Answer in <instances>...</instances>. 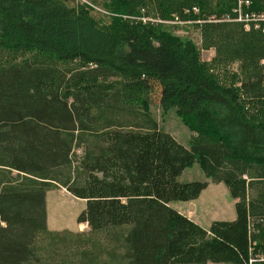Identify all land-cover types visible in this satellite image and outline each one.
<instances>
[{
	"label": "trees",
	"instance_id": "1",
	"mask_svg": "<svg viewBox=\"0 0 264 264\" xmlns=\"http://www.w3.org/2000/svg\"><path fill=\"white\" fill-rule=\"evenodd\" d=\"M88 1L0 0V264H264V35L214 22L235 0ZM176 16L203 22L201 48L155 23ZM234 62L238 85L218 84ZM154 96L197 133L188 149ZM193 164L208 181L179 182ZM209 183L232 221L169 207ZM53 188L85 202L88 232L48 230Z\"/></svg>",
	"mask_w": 264,
	"mask_h": 264
},
{
	"label": "rangeland",
	"instance_id": "2",
	"mask_svg": "<svg viewBox=\"0 0 264 264\" xmlns=\"http://www.w3.org/2000/svg\"><path fill=\"white\" fill-rule=\"evenodd\" d=\"M85 1L88 0H83V2ZM178 20H180L178 16L173 17L172 20L165 21L167 23H161V26L169 28L174 36L189 39L198 48H201L200 32L194 25H200L202 22L196 24L192 21H188L189 23L187 24L170 23L177 22ZM160 22L162 21H156L155 23ZM200 54L201 60L208 64L215 56V51L213 49L202 50ZM261 64H264V62ZM239 69V63L234 62L214 67L211 73L215 74L219 82L218 84L228 88L237 86L239 80L242 79V74ZM152 100L149 111L156 120L158 127L170 134L179 144L188 149L190 142L197 136V133L184 126L172 110H164L161 108L158 100H156V96ZM196 165L193 164L187 167L179 176L178 181L182 183L208 181ZM169 207L179 211L178 213L180 211L186 214L189 213L192 219L191 221L204 229H207L213 221H232L235 218L234 201L222 183H209L207 188L202 191L192 205H188L187 202H171ZM84 208V201L72 197L63 189H51L46 195V225L48 230H65L72 233L88 232L89 227L86 224H76V218Z\"/></svg>",
	"mask_w": 264,
	"mask_h": 264
},
{
	"label": "built area",
	"instance_id": "3",
	"mask_svg": "<svg viewBox=\"0 0 264 264\" xmlns=\"http://www.w3.org/2000/svg\"><path fill=\"white\" fill-rule=\"evenodd\" d=\"M82 1L83 0H79ZM251 3L247 0H235V6L232 9L231 13L228 15H224L220 19L214 22L219 23H229V24H238L241 26L243 31L245 32H259L264 35V11H251L250 10ZM191 12L193 14H198L199 10L197 8H192ZM214 18L209 19L208 22H213ZM145 22L146 20H142ZM194 24L200 23L202 21H192ZM160 23H167V22H160ZM170 23H181V24H187L186 22H170ZM203 23V22H202Z\"/></svg>",
	"mask_w": 264,
	"mask_h": 264
},
{
	"label": "crops",
	"instance_id": "4",
	"mask_svg": "<svg viewBox=\"0 0 264 264\" xmlns=\"http://www.w3.org/2000/svg\"><path fill=\"white\" fill-rule=\"evenodd\" d=\"M195 201H196V200H195ZM195 201L187 202V204H188V205H190V204L192 205V204L195 203ZM178 212H179V211H178ZM180 214H182L183 216H185V217H187L188 219L192 220V219L190 218V214H189V213L186 214V213H183V212L180 211ZM209 264H211V263H209Z\"/></svg>",
	"mask_w": 264,
	"mask_h": 264
}]
</instances>
